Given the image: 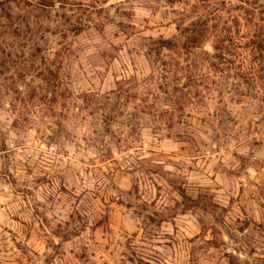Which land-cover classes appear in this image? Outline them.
<instances>
[{
	"label": "clouds",
	"instance_id": "9594fccd",
	"mask_svg": "<svg viewBox=\"0 0 264 264\" xmlns=\"http://www.w3.org/2000/svg\"><path fill=\"white\" fill-rule=\"evenodd\" d=\"M0 264H264V0H0Z\"/></svg>",
	"mask_w": 264,
	"mask_h": 264
}]
</instances>
